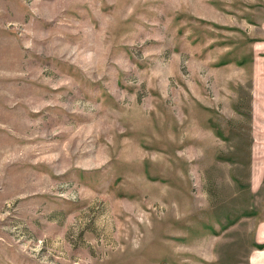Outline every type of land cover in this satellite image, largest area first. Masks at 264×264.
<instances>
[{
	"label": "rangeland",
	"instance_id": "obj_1",
	"mask_svg": "<svg viewBox=\"0 0 264 264\" xmlns=\"http://www.w3.org/2000/svg\"><path fill=\"white\" fill-rule=\"evenodd\" d=\"M255 64L264 0H0V264L264 259Z\"/></svg>",
	"mask_w": 264,
	"mask_h": 264
},
{
	"label": "crops",
	"instance_id": "obj_2",
	"mask_svg": "<svg viewBox=\"0 0 264 264\" xmlns=\"http://www.w3.org/2000/svg\"><path fill=\"white\" fill-rule=\"evenodd\" d=\"M261 68V69H260ZM258 70H263L264 71V68L263 67H260V66H258L257 64H255V71H256V74H257V71ZM256 78H258V80H261V82H259V81H256L255 82V88H254V93H252L253 95L254 94H258L259 95V93H260V96L264 99V76H260V77H256ZM253 86H254V84H253ZM253 89V88H252ZM260 89H261V92H259L260 91ZM264 234V233H263ZM262 233H261V235H263ZM257 264H264V259H261V260H259L258 262H257Z\"/></svg>",
	"mask_w": 264,
	"mask_h": 264
},
{
	"label": "trees",
	"instance_id": "obj_3",
	"mask_svg": "<svg viewBox=\"0 0 264 264\" xmlns=\"http://www.w3.org/2000/svg\"><path fill=\"white\" fill-rule=\"evenodd\" d=\"M262 245H263V244H259V243H257V246H258V247H261Z\"/></svg>",
	"mask_w": 264,
	"mask_h": 264
}]
</instances>
